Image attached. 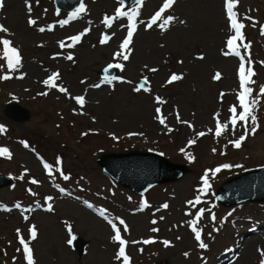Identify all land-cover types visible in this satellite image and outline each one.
<instances>
[{
    "label": "rangeland",
    "instance_id": "obj_1",
    "mask_svg": "<svg viewBox=\"0 0 264 264\" xmlns=\"http://www.w3.org/2000/svg\"><path fill=\"white\" fill-rule=\"evenodd\" d=\"M163 2L144 0L140 6L127 62L113 59L127 36V17L114 19L111 27L104 24V19L114 17L121 7L119 0H86L84 11H76L75 17L58 13L51 0H27L31 12L26 0H9L0 11V25L8 29L0 38L10 39L21 53V65L10 70L0 45V126L5 129L0 132V148L11 153V159L0 156V174L13 179L11 187L0 189L1 264H27L18 229L33 249L35 264H123L122 258H116L118 246L111 240L110 225L99 215L101 210L109 218L125 220L128 231L122 235L128 241L130 264H260L264 259L260 255L264 251V203L224 208L216 199L217 189L226 180L264 167V96L259 94L264 86V0H238L234 9L238 21L245 25L244 40L238 45L242 55L251 60L246 67L255 73L250 99L257 101L254 115L258 125L239 149L232 144L243 133L239 124L235 131L229 124L227 132L215 136L214 116L219 113L217 118L228 123V109L238 104L239 91V59L223 55L227 39L234 35L227 23L224 0H219L218 8L211 0H176L164 14V18L174 17L167 30L161 31L162 21L148 29L147 23ZM29 19L36 24L29 26ZM64 20L68 23L61 26ZM74 35H80L81 41L67 47ZM105 36L110 39L101 44ZM60 41L66 47L60 48ZM245 43L250 45L248 49ZM68 55L73 60L69 61ZM117 62L124 64V70L118 69L117 79L109 84L100 72ZM153 67L158 71L148 70ZM53 72L60 74L59 86L89 99L83 109L69 97L63 101L67 95L60 96L44 85ZM217 72L221 74L219 81L213 79ZM173 73L183 79L168 84ZM144 77L151 91L136 93L134 88ZM96 84L105 86L97 95L93 91ZM43 92L48 95H41ZM157 96L166 102L157 104ZM11 105L26 109L28 119L8 116L6 109ZM157 107L171 132L159 123ZM177 113L180 121L193 127L178 122ZM201 131L206 135L197 137ZM190 140L196 143L189 146ZM134 151L162 155L186 165L188 173L178 182L139 196L114 182L97 164L102 155ZM58 159L60 165L56 164ZM43 163L52 166L51 176ZM223 164L234 167L222 168L212 176L211 170ZM57 168L70 179L65 181ZM206 170L211 187L201 194L197 189L203 186L201 177ZM33 179L38 183L32 184ZM197 195L201 203L190 205ZM142 201L149 207L143 208ZM49 204L51 212L46 210ZM164 204L169 207L163 208ZM199 209L205 210L197 228L207 249L199 247L186 226ZM152 220L157 223L152 224ZM66 223L79 238L71 246ZM32 225L38 234L34 241L29 233ZM153 228L158 231L153 232ZM145 239L155 242L145 245ZM164 240L169 246L162 243Z\"/></svg>",
    "mask_w": 264,
    "mask_h": 264
},
{
    "label": "snow or ice",
    "instance_id": "obj_2",
    "mask_svg": "<svg viewBox=\"0 0 264 264\" xmlns=\"http://www.w3.org/2000/svg\"><path fill=\"white\" fill-rule=\"evenodd\" d=\"M175 2H176V0H164L162 7H160V9L158 11H156V13L151 17V20L147 23V28L151 29L154 25H157V23L159 21H162V23H160L159 27H160L161 31H166L167 26H169L173 22L174 17L171 15H168L167 18H164V14L168 9L172 8V6L174 5ZM120 3L122 5L123 0H120ZM237 3H238V0H224V9H225L226 14H227V20L229 22V28L234 32V35H231L227 39V41H226V49L227 50L223 53V55L226 57H228V56L237 57L239 59V66H238L239 91L236 93L238 104L235 106H232L228 109V111L231 113V116H230L228 123H222L217 118V117H219V113H217L216 116H214V119L216 121L215 122V136L217 138L221 137L225 132L228 131L229 124L231 125V129L233 131H235L238 124L240 125L241 128H243V133L241 135H239V138L232 141L233 146L235 148L239 149L242 145V142L246 139V137L249 134L254 135L256 133L258 125L256 122L257 118L254 115V106L257 103V101L254 98L250 99V97H252V94H253V89H252L251 85L255 83V81L252 79V77L255 75V73L251 67H246V62L248 64H250L251 60L246 58L244 55H242L240 47L237 43L238 41L242 42L244 40V34H243L242 30L245 27L244 23H241L238 21L237 12L234 11V9L237 7ZM26 4H27V0H26ZM135 4H136V7H133L131 12H125L122 7L117 8L114 17H112V18L106 17L104 19V24L106 26H109V27H111L112 21L114 19H117L120 17L126 16L127 21H128L127 36L123 40V42L119 45L120 51H117L114 54V56H113L114 60H123V61L127 62L130 59V55H131L130 45L132 44L134 33L137 30L136 19L140 15L139 8L141 5L144 4V0H135ZM3 6H4L3 0H0V8H3ZM27 6H28L29 12H31L30 4H27ZM78 11L83 12L84 6L81 5V7ZM75 16H76V13H73V17H75ZM67 23H68L67 20L60 22L61 26H64ZM180 23H183V21H180ZM28 24H29V26H34L36 24V21L34 19H29ZM38 30L40 32L45 31L44 28H39ZM7 31H8V29L6 27H4L3 25H0V34L6 33ZM49 31H51V28H49ZM262 32H264V29H262ZM69 39H70L71 43L68 44L67 47H74L76 44H78L81 41V36L80 35H74V36H71ZM109 39L110 38L108 36H105L103 39L100 40V43L104 44ZM0 45H2V49H3L2 55H3V59L7 62V68L10 70H15L16 68H18L21 65V53H20V51L16 47L12 46V41L10 39H7V38H0ZM59 46H60V48H64V47H66V44L64 41H60ZM249 47H250V45H248L246 43L244 44L245 49H248ZM66 58L69 61L73 60L72 55H68ZM197 58L200 60L204 59L203 56H198ZM181 63H182V61H181ZM145 67H147V66H145ZM113 68L120 69L121 71H123L124 70V64L119 63V62L109 64L104 69V72L107 74V73H109V70L113 69ZM148 70L153 72V73L158 71V69H156L154 67L149 68ZM3 79L7 80V79H9V77L4 76ZM59 79H60V74L58 72H53L47 79H45L43 81V83L49 89H55L60 93L68 95L71 99H73L75 101L76 105H79L80 108L83 109L85 106V103H86L85 96L79 95V96L71 97L70 94L68 93L67 88H65L63 86H59L57 84V81ZM116 79H117L116 76L105 75V77H104L105 82H107L109 84L112 83V81H114ZM181 79H183V77L181 75H177V74L173 73V74H171V76L167 80V83L172 84L173 82L180 81ZM213 79L216 81H219L221 79V74L219 72H217L215 74V76L213 77ZM121 82L122 83H130L129 81H126V80H121ZM148 84H149L148 78L144 77L143 82L140 83L139 86L135 87L134 91L136 93H140L141 91H143L145 93H150V91H151L150 87L146 86ZM100 86H101L100 84L94 85V87H96V88H99ZM40 94L45 95V96L48 95L47 92H43ZM259 94L261 96H264V86H261L259 88ZM220 95H221V97H223L224 93H221ZM155 102L157 104H164L166 101H164L163 99H161L160 97L157 96L155 98ZM155 111L157 114V118L159 119V123L164 125L165 128H167L168 131L171 132L172 129L168 128L167 124L165 123V118L160 115L161 109L159 107H157L155 109ZM81 114H83V113L81 112ZM176 119L178 122L187 123L184 121H180V117H179L178 113H177ZM249 120H251V127L248 126ZM187 126L189 128L193 127V125L191 123H187ZM3 131H5V129L2 126H0V132H3ZM211 131H212V129H209V132H211ZM130 135H134V134H130ZM196 135H197V137H204L206 135V133L201 131V132L196 133ZM113 139H116V137H113ZM188 143H189V146H191V145H194L196 143V141L190 140ZM24 147L27 148L28 145L24 144ZM181 151L183 152V149ZM213 152L215 153V149H213ZM186 155L190 159H194V157L191 156V153H187ZM0 156H4V157L11 159V153L9 152V150L7 148H0ZM56 164L60 165L61 161L58 159L56 161ZM43 167L48 172L49 176H51L52 175V166L49 165L48 163H43ZM232 167H234V166L230 165V164H223L220 167H216L215 169L211 170V174H212V176H215L216 173H219L222 170V168L223 169H231ZM235 167H243V166L242 165H235ZM56 171L60 173V175L62 176V178L65 181L70 179V177L68 175H65L60 168H57ZM22 178L23 177H21V179ZM201 180H202L203 186L200 187L199 189H197V191L201 194H204V193H207L211 187V185L209 183V171L208 170L205 171L204 175L201 177ZM31 183L37 184L38 182L35 179H33L31 181ZM61 191H63V189H61ZM31 194L35 195V193H31ZM47 199L51 200L52 197H48ZM188 203L190 205L200 204L201 203V196L197 195L194 200L189 201ZM141 205L143 208L149 207L147 201H142ZM17 207H19V205H17ZM87 207L92 208V205L88 204ZM162 207L167 209L169 207V205L164 204ZM46 210L49 212L53 211L52 205L49 204ZM26 211H27V209H26ZM204 211H205L204 209H199L195 218L188 221V225L190 226L191 231L194 234V239L196 242H198V245L201 249H207V247H208V245L206 243H204V241L202 240V231L197 228V223L201 219V217L204 215ZM99 215L102 216L111 227V231L113 233L111 240L114 244H116L118 246V251L115 254L116 258L118 260L122 258L123 264H130V258L128 255H126V251H125L126 245L128 244V241L122 237V231L123 232L128 231V226H127L125 220L121 219L119 217L109 218L107 215H105L103 210L100 211ZM24 219L27 220L28 219L27 216H25ZM161 219H163V217H161ZM212 219L215 220L214 214L212 215ZM151 223L156 224L157 221L152 220ZM120 226H123V229H121ZM66 227L68 230V235L70 237V239L67 241V243L71 246L73 241L76 239V237L72 234L71 225H68L66 223ZM152 231L156 232V231H158V229L153 228ZM29 233H30V237H31L32 241L37 239L38 234H37V229H36L35 225H32L29 228ZM17 237L19 238V244L23 248V256H24L27 264H35L33 249L30 247V243L28 241H26L25 238L20 234L19 229L17 230ZM154 242L155 241H153L151 239H145L142 241V243L145 245L151 244ZM162 243L166 247L169 246V244H170V242L167 240L162 241ZM260 255H261V257H264V251H261ZM260 264H264V259L260 260Z\"/></svg>",
    "mask_w": 264,
    "mask_h": 264
},
{
    "label": "water",
    "instance_id": "obj_3",
    "mask_svg": "<svg viewBox=\"0 0 264 264\" xmlns=\"http://www.w3.org/2000/svg\"><path fill=\"white\" fill-rule=\"evenodd\" d=\"M84 0H54L59 10L73 12L81 7ZM125 7L135 4V0H123ZM105 73V72H104ZM110 76H115L112 69ZM8 114L18 118H27V113L11 107ZM110 177L123 187L143 195L150 188L164 183L180 180L187 172L186 167L168 162L165 158L147 154L130 153L123 155H106L98 160ZM10 180L0 176V188L8 186ZM218 200L224 206H232L247 202L264 201V169L255 170L226 182L218 191ZM159 264H168L162 262Z\"/></svg>",
    "mask_w": 264,
    "mask_h": 264
},
{
    "label": "bare ground",
    "instance_id": "obj_4",
    "mask_svg": "<svg viewBox=\"0 0 264 264\" xmlns=\"http://www.w3.org/2000/svg\"><path fill=\"white\" fill-rule=\"evenodd\" d=\"M8 1H9V0H3L4 6H3V8H0V11L3 10V9H5V7H6ZM218 2H219V0H211V3L214 4V5H216V8H218ZM222 2H223V0H222ZM225 20H226V18H224L223 23L225 22ZM227 23H228V20H227ZM112 38H114V37H112ZM134 38H135V36H134ZM63 87H64V86H63ZM99 89H100V90H98L96 87H94V90H93V91H95L94 93H96V95L99 94L101 91H103V90L105 89V86H104V85H101V86L99 87ZM93 91H92V92H93ZM68 93L70 94L71 97L76 96V95H73V93L70 92L69 90H68ZM87 93H90V91H88ZM59 95H60V96H64L65 94L59 92ZM64 97H65V96H64ZM64 97H63V98H64ZM68 97H69V96L67 95V98H66L65 100H63V101H68ZM69 98H70V97H69ZM70 100H72V104H75V101H74L73 99L70 98ZM85 100L88 101L89 99H85ZM1 119H2V118H1ZM2 120H3V119H2ZM186 226H189V225H188V221H187V223H186Z\"/></svg>",
    "mask_w": 264,
    "mask_h": 264
}]
</instances>
